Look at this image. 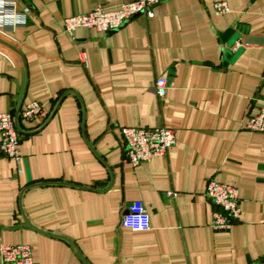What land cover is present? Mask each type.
Instances as JSON below:
<instances>
[{"label": "crops", "instance_id": "1", "mask_svg": "<svg viewBox=\"0 0 264 264\" xmlns=\"http://www.w3.org/2000/svg\"><path fill=\"white\" fill-rule=\"evenodd\" d=\"M4 1L0 113L39 102L43 114L17 122L19 164L0 154V245H29L33 264L264 257V134L245 129L264 94V0H167L152 19L72 37L66 17L134 0ZM216 2L228 12L217 15ZM158 78L168 79L164 98L154 91ZM123 126L171 128L176 142L133 167L124 162ZM210 180L237 190L240 218L228 231L210 227ZM136 200L149 214L147 232L121 226Z\"/></svg>", "mask_w": 264, "mask_h": 264}, {"label": "built area", "instance_id": "2", "mask_svg": "<svg viewBox=\"0 0 264 264\" xmlns=\"http://www.w3.org/2000/svg\"><path fill=\"white\" fill-rule=\"evenodd\" d=\"M167 0H134L121 3L114 7L96 6L85 14H76L63 20V29L72 37L76 29L84 28L98 32L110 33L121 29L126 23L139 15L147 18L154 17V6ZM2 4H7L3 0ZM0 4V5H2ZM13 7V6H12ZM217 15L226 14L228 6L225 2L213 5ZM27 9H24V12ZM11 18H16L12 10ZM239 47V44L235 46ZM264 88V77H263ZM168 89V79L158 78L155 82V94L164 98ZM42 104L30 102L21 108L15 116L10 112L0 113V154L9 161L19 164L21 157L18 153L19 133L17 122H33L41 119ZM245 129L252 133L264 134V94L257 114L251 116ZM120 134L125 143L124 162L133 167L148 162L154 157L163 156L176 142L174 129L156 127L151 129L138 127H120ZM172 193H167L170 198ZM205 196L213 205L210 227L214 231H228L240 218V207L237 190L227 184L210 180L205 188ZM121 226L132 232H147L151 229L149 214L141 201H132L125 209L121 218ZM0 264H33L32 249L27 244L0 245ZM253 264H264V257Z\"/></svg>", "mask_w": 264, "mask_h": 264}, {"label": "water", "instance_id": "3", "mask_svg": "<svg viewBox=\"0 0 264 264\" xmlns=\"http://www.w3.org/2000/svg\"><path fill=\"white\" fill-rule=\"evenodd\" d=\"M238 29V27L236 28ZM242 30L240 29V32ZM235 33V29H227L226 31H224L223 33L220 34V38L224 43H227V41L230 39L231 36H234ZM259 41H263L262 38L259 37H251V36H246L245 37V42L246 43H256ZM1 42V41H0Z\"/></svg>", "mask_w": 264, "mask_h": 264}, {"label": "clouds", "instance_id": "4", "mask_svg": "<svg viewBox=\"0 0 264 264\" xmlns=\"http://www.w3.org/2000/svg\"><path fill=\"white\" fill-rule=\"evenodd\" d=\"M3 3V0H0V4H2Z\"/></svg>", "mask_w": 264, "mask_h": 264}]
</instances>
